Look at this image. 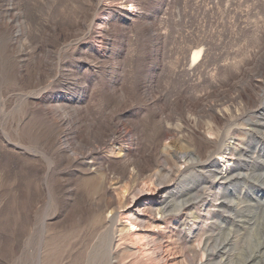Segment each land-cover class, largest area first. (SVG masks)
<instances>
[{
	"label": "rangeland",
	"instance_id": "374dc122",
	"mask_svg": "<svg viewBox=\"0 0 264 264\" xmlns=\"http://www.w3.org/2000/svg\"><path fill=\"white\" fill-rule=\"evenodd\" d=\"M215 104L224 123L201 117ZM230 135L238 156L224 180L220 156L206 158ZM180 152L191 161L179 176ZM161 166L164 208L223 186L209 264H227L231 226L252 230L264 264V0H0V264H89L96 248L104 264H180L165 240L158 263L140 242L132 256L124 229L139 233L124 216L128 190L148 192L140 210L155 204L148 179ZM173 226L159 229L172 237Z\"/></svg>",
	"mask_w": 264,
	"mask_h": 264
},
{
	"label": "bare ground",
	"instance_id": "6f19581e",
	"mask_svg": "<svg viewBox=\"0 0 264 264\" xmlns=\"http://www.w3.org/2000/svg\"><path fill=\"white\" fill-rule=\"evenodd\" d=\"M198 56H199L198 52L194 53L193 54V60H196L198 58ZM213 106L214 107H209L208 109H203L201 111L202 119L213 117L217 113L218 119L221 122L224 123L225 121H227L228 118H226L224 116V113L222 112V110L221 109L218 110V107H221V105L215 104ZM234 116L236 118V115L231 116V118H234ZM172 117L174 118V115H172ZM175 117H176V115H175ZM168 120H170V122H171L170 118H168ZM170 122L167 123V126L165 128V133L167 135V138H176V137H178V134L181 133L180 128L178 126H173ZM182 133H183V131H182ZM68 134L69 133H66L65 137H67ZM213 137H215V136H213ZM122 138H123L122 132L120 130L116 129L109 137H107L106 139H101V145L104 146L106 148V150L109 148H114L116 145H118L117 143L120 142ZM235 139H236L235 137H231V135H230V137H228L224 141H221L219 144L212 143L213 148L211 151L209 150L210 152L208 151L209 153H208L207 158H206V159H209L213 154L220 156V162L223 165L222 166L223 169L220 170V174L224 180H227L229 178V176H228V174L230 172L229 166L231 165V161H229V160L233 159L236 155L238 156V152H237L238 149H237L236 145L233 144ZM89 142H90V140H89ZM90 147L92 148V149L90 148L91 149L90 152H88V151H87V153L83 152L84 155L82 158H85L88 156L92 157L91 154H93V156H96L97 150H96L95 146L92 145ZM173 150H174V148L172 146L163 147L162 151H163V154H164L166 159H168L169 157L172 156ZM85 151H86V149H85ZM173 160L175 161L174 173L176 172L180 176L181 169L186 168L188 163L191 161V153L190 152H187V153L186 152H180L176 155V157H174ZM164 168H162V166H161L158 170H156L153 173L152 177L148 179V180H150L149 185L156 186L155 189L157 190V195H155L153 197L155 199L154 200L155 204H153V205L150 204L147 208H145V210L139 209L140 202L142 201V197H144V195L148 196V192L146 190H144L143 187H139V185H138L139 183H137V184L134 183V180H136V179L133 180V184H135V185H133V186L131 185L132 187L128 190L127 197H125L123 199L124 208L127 207V209H128L124 213L125 219L129 220L131 227L139 229V233H130L128 227L124 228L125 231L129 232L130 246H132V247L136 246V249H135L136 251L131 252V255L136 256L135 254H138L137 252H140V250H144L146 248L145 252H149L148 254H150L149 260H153V262H154V260L158 259V257H159L158 252L162 249L161 243H163L162 241L165 240L167 245H166V248H163V250L165 249L164 252L168 251L169 249H172L175 245H177V247H179L180 254H181L180 264H204V262H206V264H209L212 261V256L208 255V248H209L210 243L212 241L211 236L213 235L214 230L212 228V226H213L212 222H208V221L214 220L217 218L216 215L214 216V210L219 208L217 204L220 201V199L223 197L222 196V191H223L222 187L223 186L221 185V183L219 185L211 186L210 187L211 191L209 192V194L205 195L204 198L197 197V198H200L199 200L194 198V199L187 201L185 203H182V204H179V202H175V203H171V206L168 207L169 209L164 208L163 205H164L165 201L167 200V196L170 194V182H171V181H169L171 179H168V181H165V182H162L160 180V178L162 177V173L164 172V174H165ZM133 169H135L133 171H137L136 168H133ZM167 170L168 169H166V171ZM171 172L173 173L172 170L169 172H166V173L171 174ZM136 177H137V175H136ZM149 199H152V197L147 198V200H149ZM150 202L151 201L146 202V203H150ZM239 203L240 202H237V205ZM156 214H161L160 220H157L154 217ZM168 215H171V216L168 217ZM167 219H172L173 224H174V226L172 227V231H173L172 237L169 235L167 236L165 234L164 230H166L165 229L166 227L162 230L159 229V228H161L159 226L162 223H167ZM196 220H200V222H197ZM155 222H157V223H155ZM196 222L199 224H197ZM153 224H156V226H153ZM113 226H114L113 219L105 220V227L104 228H106V231L109 232L108 233L109 235H111L110 232H112ZM150 227L159 229L158 233L147 232L146 229L150 228ZM143 229L145 230V232ZM101 230H102V228H101ZM141 230H143V232H140ZM251 231L248 228L247 229L234 228L233 226H231V228L226 230L224 235H226V237H229V236L231 237L229 239V242H228L231 244H230L229 255L227 256V264H256V262H258V261H256V258L253 256V253H254V249L258 250L259 247L256 246L255 248H253L251 246L253 244V242H252V244H250L251 242L248 241L249 237H250V240L252 238L251 237V235H252ZM254 232H256V229L254 230ZM102 233H103V231H102ZM108 234H107V237H108ZM139 242L141 243L140 246L144 249H139V247L137 246V244H139ZM259 246H260V244H259ZM248 249L249 250L251 249L252 252L246 254ZM99 250H101V249L96 248V250L93 252L92 258H91L89 264H104L105 261L103 259V255H101ZM111 250L109 249V251L107 252L108 253L107 257H108L109 261L114 260L116 257L115 254H113L114 252L111 253ZM127 250L132 251L129 248ZM142 257H143V255H142ZM219 258H220V261H222L223 257L220 256ZM158 260L155 262L158 263ZM114 262H113L114 264H123L121 261H115L114 260Z\"/></svg>",
	"mask_w": 264,
	"mask_h": 264
}]
</instances>
